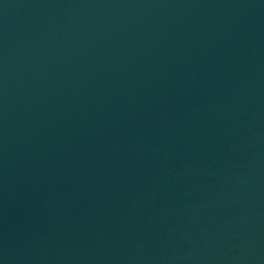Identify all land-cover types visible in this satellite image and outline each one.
I'll return each mask as SVG.
<instances>
[{
	"label": "water",
	"instance_id": "obj_1",
	"mask_svg": "<svg viewBox=\"0 0 264 264\" xmlns=\"http://www.w3.org/2000/svg\"><path fill=\"white\" fill-rule=\"evenodd\" d=\"M0 264H264V0H0Z\"/></svg>",
	"mask_w": 264,
	"mask_h": 264
}]
</instances>
